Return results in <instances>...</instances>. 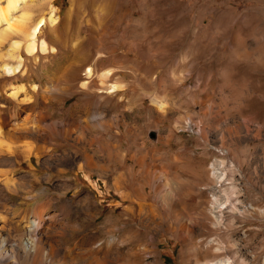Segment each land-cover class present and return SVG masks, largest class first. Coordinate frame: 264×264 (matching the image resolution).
Segmentation results:
<instances>
[{
  "label": "rangeland",
  "instance_id": "obj_1",
  "mask_svg": "<svg viewBox=\"0 0 264 264\" xmlns=\"http://www.w3.org/2000/svg\"><path fill=\"white\" fill-rule=\"evenodd\" d=\"M49 8L55 25L40 38L55 50L17 51L0 114L41 118L52 161L8 158L24 180L9 198L0 184V200L42 215L93 264H264V0H26L18 11ZM19 85L25 101L9 104Z\"/></svg>",
  "mask_w": 264,
  "mask_h": 264
},
{
  "label": "bare ground",
  "instance_id": "obj_2",
  "mask_svg": "<svg viewBox=\"0 0 264 264\" xmlns=\"http://www.w3.org/2000/svg\"><path fill=\"white\" fill-rule=\"evenodd\" d=\"M2 3L3 5H0V46L2 43H4V41H8L9 49L6 51V54H4L7 58L9 57L10 62H8L9 60H3L2 62H0V77H11L16 75L17 73H21L22 71V59L17 52L20 48L27 55L53 52L55 50L53 46H49L43 39L40 38V34L42 28L45 26H48V28L51 27L55 23L57 17L53 13V8H49L46 15L41 14L34 19L30 17V13L19 12L18 10L25 5L26 0H4V2ZM83 70L84 69H82V71ZM83 72L86 80L82 81L81 84L83 86H86L89 83V78H91L93 75V71L92 68L87 67ZM108 74V71H106L102 73L101 76L107 77ZM115 81L114 83H110L108 85L106 84L107 86L105 85L109 92H116L118 82H116V85ZM21 90H24V88L22 89L21 85L15 87L13 86L11 88L7 97V99H9V104H12L16 100L21 102L25 101L24 97H19V92ZM24 107L25 105H23V108ZM27 108L29 109L28 106ZM24 110L22 111L24 112ZM14 115L15 117L13 116L14 118H11L10 115L0 114V184L8 194V198L10 194L16 191V189L20 186L19 184H22L24 180L22 178H18L19 180H16L14 176V167L10 169H3L2 166L8 164V158L21 157L22 159H29L33 155L35 156V158H46V160L50 161V158L52 157V154H50L48 152V149L45 147V145L49 143L52 138L49 134L46 133L47 135L43 139L44 134L42 131H44L45 129L42 130L39 126L41 124V118L39 120L34 119L29 123L27 121V118H24V116L22 117L21 110H18L16 113H14ZM216 175L218 174L216 173ZM165 191L167 192V190ZM8 203V200H0V264H93L87 261L84 256L80 255L82 254L81 252L80 254H78V252L76 253L75 251H73V249H69L66 246H63V244H60L59 238L63 236V233L52 228V224H47L45 222V218L41 217L42 215L38 216L34 214L33 216L28 217V213L27 215L23 214L25 211L22 213L23 215H18V211L16 212L7 208ZM218 203L215 201V199H213L212 205H210V209H217L218 207H220L221 204ZM75 249L76 251L78 250L77 248ZM94 258L93 260H95ZM197 258L198 260H200L201 257ZM201 260L200 262L203 261ZM222 260H217L214 262H211V260L210 262L208 261L209 263H199L198 261L195 262L193 259L195 264H229L227 261ZM101 261L99 260V262Z\"/></svg>",
  "mask_w": 264,
  "mask_h": 264
}]
</instances>
